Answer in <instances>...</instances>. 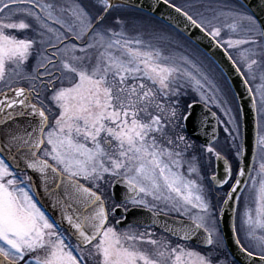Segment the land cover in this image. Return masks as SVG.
<instances>
[{"label": "snow or ice", "instance_id": "snow-or-ice-1", "mask_svg": "<svg viewBox=\"0 0 264 264\" xmlns=\"http://www.w3.org/2000/svg\"><path fill=\"white\" fill-rule=\"evenodd\" d=\"M161 5L171 32L197 50L207 41V65L177 56L183 45L163 29L143 39L146 22L130 13L155 18ZM213 49L250 101L251 164L243 108L231 107ZM0 85V264H264V17L250 4L0 0ZM211 106L226 119L211 113L216 126L199 147L223 163L222 177L203 175L196 151ZM228 210L235 252L221 228ZM134 211L151 223L129 221ZM170 211L190 223L160 219Z\"/></svg>", "mask_w": 264, "mask_h": 264}, {"label": "water", "instance_id": "water-1", "mask_svg": "<svg viewBox=\"0 0 264 264\" xmlns=\"http://www.w3.org/2000/svg\"><path fill=\"white\" fill-rule=\"evenodd\" d=\"M141 4L149 5L153 3V0H139ZM240 3H247L250 4L252 9L257 13L258 16L264 17V13L261 12L260 6L264 4V0H239ZM132 3H136V0H132ZM170 11L166 9L163 5H161L158 9V11L155 14V19L159 20L160 14ZM154 18V17H153ZM161 22V21H160ZM207 41H204V45L200 48V50L204 53L205 50L207 49ZM212 51L215 52V58L217 60H223V54L221 50H216L213 49ZM224 65L226 66L225 71L228 72L229 74L225 76L232 92L235 97L237 109L238 108H243V115H242V120H241V137L244 138L245 143L247 145V153L245 156V163L246 164H251V159H252V147H253V138H254V122H253V113L250 110L249 104L250 101L248 99L247 93L245 91L244 86L241 84V80L239 77H237L234 73H231L230 68L227 67L228 62L226 60H223ZM196 113L198 116L203 118L205 113H203V105L202 104H197L196 107ZM212 111L210 110L209 112L206 113L207 115V124L206 128L202 130L201 135L197 139V141L200 144L206 143L212 136V130L213 127L216 126V120L212 117L211 115ZM28 117H20L18 118L19 122L21 124H26L28 121ZM206 131L208 135H204L203 132ZM217 133H218V127H217ZM218 136V135H217ZM215 174L218 176H223L224 175V170H223V163L222 162H217L215 161ZM119 190V189H118ZM229 215L224 217V221L221 224V228L223 229L224 234L227 236V243L229 247L231 248V251L235 252L236 248L235 245L232 243L231 239V231H230V220L229 216L231 215V211L228 210ZM150 216V213L146 212H141V211H134L129 214V221H133L134 219L140 220L143 223H148L150 224L151 221L148 219ZM161 220H178L174 218H170L167 216L160 215ZM185 223H190V221H184ZM143 228V227H141ZM160 232V228H154ZM165 234V233H164ZM174 238V237H172ZM227 251V250H226Z\"/></svg>", "mask_w": 264, "mask_h": 264}, {"label": "rangeland", "instance_id": "rangeland-1", "mask_svg": "<svg viewBox=\"0 0 264 264\" xmlns=\"http://www.w3.org/2000/svg\"><path fill=\"white\" fill-rule=\"evenodd\" d=\"M175 2L177 4H183V3H186L187 0H175ZM58 3H71V0H58ZM130 14L138 16V17H141L146 22V27L141 30V34H142L143 39L145 41H148L150 39V37L148 36V32H150L153 28H155V29H163L164 31H167L171 35H173L175 37V39L177 41H179L183 45L182 47H179V48L176 49L175 54L177 56H179L180 54H187V55L192 56L193 59H196L197 61L203 62L205 65H207V60L205 59L204 55H202V53L199 50H197V49L193 48L191 45H189L186 41L183 40L182 37H179L175 33L171 32V29H168L166 27V25L162 24L161 22H159L158 20L152 18L151 16L145 15L142 12H133V13H130ZM137 34L138 33H137L136 30L131 29V28L129 29V36L130 37H135V36H137ZM227 37H228V32L226 30L225 33H224V38H227ZM153 43H159L161 47L165 48L166 52H170V49L168 48L167 44H165L163 42H156V41H153ZM231 51H232L233 58L234 59H238V52L236 50H231ZM217 76L219 77L218 73H217ZM224 80H225V78H224ZM20 84L21 85L23 84V85L28 87L27 82H21ZM224 87H225V92L227 93L229 99L232 101L231 107L234 110L237 109L236 108V104H235V100L233 99V94H232L227 82H226V84H224ZM0 88H2V85H0ZM3 90L7 91V89H3ZM192 95H193V97H195V99L199 100L198 96H195V94H192ZM211 109L214 112H216L218 117H220L222 119H226V117L223 116V113L220 112V110L218 108H216L215 106H211ZM221 127H222V130H223L222 141L216 143L215 147H216V149L218 151H221L223 153V152L227 151V147H226V143H225V137H226L227 134L224 132V125L223 124H221ZM196 151H197V154H202L201 155V160H202V162H203V164L205 166V169H203L202 174L205 175L206 177H210L211 174H212V172H211L212 164H213V161H214L215 157L212 156V157L209 158V154H207L205 152V150L200 148V147H199V149H196ZM184 171H185V174H186L187 173L186 167H185ZM221 194H223V193H221ZM161 207H163V205H161ZM192 211L195 212L196 210L192 209ZM170 213L178 214L175 211H170Z\"/></svg>", "mask_w": 264, "mask_h": 264}, {"label": "flooded vegetation", "instance_id": "flooded-vegetation-1", "mask_svg": "<svg viewBox=\"0 0 264 264\" xmlns=\"http://www.w3.org/2000/svg\"><path fill=\"white\" fill-rule=\"evenodd\" d=\"M61 2V1H60ZM19 35H21V36H23L24 35V33H18ZM35 61H33V63H34ZM20 86H24V87H26L27 88V86H25V85H21L20 84ZM185 99H188L189 101H191V99H192V97H186ZM33 102H35V103H38V101H36L35 100V98H33ZM212 110V109H211ZM220 127H221V124L219 125V138H218V140H217V142L216 143H218V142H220V141H222V137H221V133H220ZM222 130V129H221ZM223 131V130H222ZM215 143V144H216ZM196 144H197V148H198V146H200L199 145V143L196 141ZM226 147H227V150H228V145L226 144ZM256 167H257V169L259 168V164L257 163V165H256ZM211 172H212V174L214 173V167L212 168V170H211ZM256 173L254 172L253 173V175H255ZM228 189H226V191H227ZM226 191H224V192H226ZM246 196H247V202H248V204H249V206L254 210L255 209V207H256V204H255V196H256V193H255V191L253 190V191H249V192H246ZM243 207H244V201H241V204H240V209L241 210H243ZM162 214H165V213H163V212H161ZM219 214V213H218ZM167 215L168 216H171V217H176V218H178V219H184V220H189V218L187 217V216H181V215H179V214H174V213H170V212H168L167 213ZM253 215H255V213H254V211H253ZM140 231H144L145 229H139ZM148 231H153V232H155L156 233V237L157 238H160L161 236H164L165 234H163V233H161V232H159V231H157V230H154V229H147ZM170 239H173V238H171L170 237ZM173 240H175V239H173ZM229 259H230V257H229Z\"/></svg>", "mask_w": 264, "mask_h": 264}, {"label": "bare ground", "instance_id": "bare-ground-1", "mask_svg": "<svg viewBox=\"0 0 264 264\" xmlns=\"http://www.w3.org/2000/svg\"><path fill=\"white\" fill-rule=\"evenodd\" d=\"M215 161H216V159H214V161H213L212 168H213V167H214V165H215Z\"/></svg>", "mask_w": 264, "mask_h": 264}]
</instances>
